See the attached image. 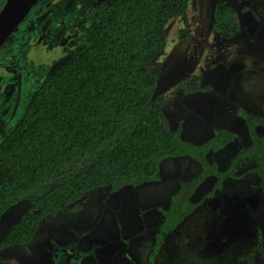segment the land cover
I'll list each match as a JSON object with an SVG mask.
<instances>
[{
    "label": "rangeland",
    "instance_id": "374dc122",
    "mask_svg": "<svg viewBox=\"0 0 264 264\" xmlns=\"http://www.w3.org/2000/svg\"><path fill=\"white\" fill-rule=\"evenodd\" d=\"M112 1L39 0L0 47V144L40 85L72 58ZM218 4L234 10L238 29L233 37L213 27ZM181 30L187 34L183 39ZM165 36L155 88V95L164 97L165 125L194 144L217 129L235 134L206 156L222 171L250 143L238 112L264 116V0H190L180 17L168 21ZM193 75L207 90L184 94L178 85ZM253 166L244 164L236 179L225 180L219 191L202 199L214 182L206 178L191 197L198 206L165 238L152 263L148 255L161 210L200 170L190 157L163 160L158 182L87 192L77 209L46 216L29 244L3 249L0 264H228L255 245L257 230L264 240V194ZM31 200L21 199L0 217V240L32 213Z\"/></svg>",
    "mask_w": 264,
    "mask_h": 264
},
{
    "label": "trees",
    "instance_id": "16d2710c",
    "mask_svg": "<svg viewBox=\"0 0 264 264\" xmlns=\"http://www.w3.org/2000/svg\"><path fill=\"white\" fill-rule=\"evenodd\" d=\"M189 2L113 0L72 58L40 85L18 124L0 144V217L21 199L32 197V213L2 237L0 252L29 244L46 216L77 209V202L93 189L106 187L115 192L160 181V166L167 158L190 157L200 170L191 181L179 185L167 208L161 210L150 263L165 238L198 206L191 197L206 178L213 177L214 182L202 199L210 198L225 180L236 179L244 164L253 162L250 171L258 176L264 194V116L238 112L250 143L222 171L206 156L232 142L235 134L217 129L205 142L194 144L183 140L180 130L165 125L164 97L155 95L162 68L158 57L167 43L166 24L180 17ZM212 21L214 29L225 36L237 33L231 6H215ZM186 35L181 30L178 37ZM178 87L184 94L207 90L194 75ZM228 264H264L259 230L255 245Z\"/></svg>",
    "mask_w": 264,
    "mask_h": 264
},
{
    "label": "water",
    "instance_id": "95a60500",
    "mask_svg": "<svg viewBox=\"0 0 264 264\" xmlns=\"http://www.w3.org/2000/svg\"><path fill=\"white\" fill-rule=\"evenodd\" d=\"M39 0H6L0 10V47L11 37Z\"/></svg>",
    "mask_w": 264,
    "mask_h": 264
},
{
    "label": "flooded vegetation",
    "instance_id": "af4514ba",
    "mask_svg": "<svg viewBox=\"0 0 264 264\" xmlns=\"http://www.w3.org/2000/svg\"><path fill=\"white\" fill-rule=\"evenodd\" d=\"M5 1H6V0H0V10L2 9V7H3L4 3H5ZM33 10H34V8H33ZM33 10H31V12H32Z\"/></svg>",
    "mask_w": 264,
    "mask_h": 264
}]
</instances>
